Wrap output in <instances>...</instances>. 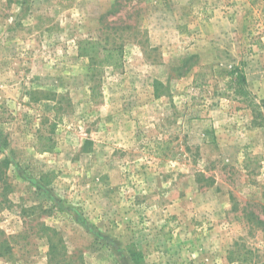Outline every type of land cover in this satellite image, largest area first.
Here are the masks:
<instances>
[{
	"label": "rangeland",
	"instance_id": "obj_1",
	"mask_svg": "<svg viewBox=\"0 0 264 264\" xmlns=\"http://www.w3.org/2000/svg\"><path fill=\"white\" fill-rule=\"evenodd\" d=\"M235 68L263 105L264 0H0V264H264Z\"/></svg>",
	"mask_w": 264,
	"mask_h": 264
},
{
	"label": "trees",
	"instance_id": "obj_2",
	"mask_svg": "<svg viewBox=\"0 0 264 264\" xmlns=\"http://www.w3.org/2000/svg\"><path fill=\"white\" fill-rule=\"evenodd\" d=\"M88 46V47H87ZM102 50V51H101ZM84 55L94 57L93 52H101L104 53V56L107 60H109L108 66L119 68L122 65V50L119 48H103L97 49L96 43L90 41H84L82 43V47L80 50ZM230 80L226 82V86L229 85L227 91H233L234 97L237 100H246L252 104L254 108H263V105L259 106L257 103H254L252 100L254 99L250 92L248 91V82L245 73L240 68H235L234 70L228 73Z\"/></svg>",
	"mask_w": 264,
	"mask_h": 264
}]
</instances>
